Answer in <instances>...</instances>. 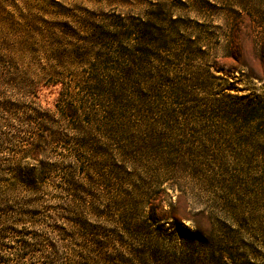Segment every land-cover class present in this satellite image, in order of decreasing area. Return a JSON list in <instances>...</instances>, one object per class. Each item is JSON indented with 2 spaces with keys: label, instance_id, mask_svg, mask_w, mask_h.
Listing matches in <instances>:
<instances>
[{
  "label": "trees",
  "instance_id": "1",
  "mask_svg": "<svg viewBox=\"0 0 264 264\" xmlns=\"http://www.w3.org/2000/svg\"><path fill=\"white\" fill-rule=\"evenodd\" d=\"M105 4L0 20V264H264V153L228 144L264 141V90L239 87L264 71L206 30L213 1ZM192 184L222 216L167 201Z\"/></svg>",
  "mask_w": 264,
  "mask_h": 264
},
{
  "label": "rangeland",
  "instance_id": "2",
  "mask_svg": "<svg viewBox=\"0 0 264 264\" xmlns=\"http://www.w3.org/2000/svg\"><path fill=\"white\" fill-rule=\"evenodd\" d=\"M50 0H0V20L10 22H23L20 18H29L35 15L43 6L44 3ZM67 5L75 4L82 8L92 10L98 13L111 11L112 7L105 6V0H64ZM218 4L215 11L206 10L205 18L198 19L196 13L190 9L176 10L177 15H182L201 21L207 26L206 30L217 36L224 35L226 37H235L234 42L239 48L240 55L247 59L250 65L261 72L264 71V0H210ZM223 38V36H222ZM224 39V38H223ZM226 40V39H225ZM217 41V40H216ZM214 41L213 47H216V52L213 54L215 60L227 53L224 48L223 41L216 44ZM212 57V58H213ZM239 87L253 94H261L264 90V84L255 81L254 83H245L244 77H239ZM61 88L42 89L38 92L39 99L37 102L41 104L43 109H54L56 99L60 94ZM242 94V92H241ZM227 143V142H226ZM237 151H245L248 153L260 152L264 153V141L255 140L249 148H246L239 141H234ZM258 153V154H260ZM254 156H252L253 158ZM258 159L255 161H261ZM259 163H254L251 166L256 167ZM191 192L184 199H178L176 194L171 200L167 201L174 203L181 215H189L192 219H199L201 213L206 216L218 217L223 215V211L215 209L213 205L220 206L219 197H224L226 200L230 198L225 196L216 188H205L190 186ZM231 201L227 202L230 204ZM169 210V207L167 206ZM191 225L190 222H187Z\"/></svg>",
  "mask_w": 264,
  "mask_h": 264
}]
</instances>
